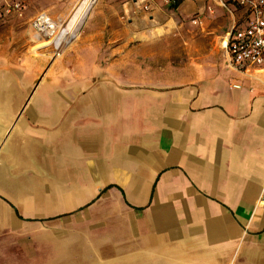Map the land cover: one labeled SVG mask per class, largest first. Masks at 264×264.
<instances>
[{
  "label": "crops",
  "instance_id": "obj_1",
  "mask_svg": "<svg viewBox=\"0 0 264 264\" xmlns=\"http://www.w3.org/2000/svg\"><path fill=\"white\" fill-rule=\"evenodd\" d=\"M176 2L97 0L43 103L0 104V264H264V67L227 66L217 0L176 8L223 16L222 62L174 65Z\"/></svg>",
  "mask_w": 264,
  "mask_h": 264
},
{
  "label": "rangeland",
  "instance_id": "obj_2",
  "mask_svg": "<svg viewBox=\"0 0 264 264\" xmlns=\"http://www.w3.org/2000/svg\"><path fill=\"white\" fill-rule=\"evenodd\" d=\"M80 0H75L67 13L62 15L58 22L64 27L75 5ZM94 1L89 11L84 15L73 36L62 40L58 49L50 41V35L39 34L31 27V18L38 13H45L54 20V14L62 9L60 1L30 0L29 6L22 17H11L0 21V104L3 106H18L25 104L43 103L46 99L47 88L50 81L55 52L62 51L63 46L75 40L86 22ZM181 0L170 5L166 10L174 20V25L159 29L154 40L160 42L158 51L165 52L169 59L180 68L191 66L193 63L216 64L222 62L220 36L224 29H219L223 16H219L215 7L211 8L202 24H193L191 17L177 12ZM50 10H47V8ZM45 11V12H43ZM69 15V16H68ZM43 43V44H42ZM162 43V44H161ZM52 66V67H51ZM210 66V65H208ZM211 67H214L212 65ZM10 110V109H9ZM16 110V109H12ZM20 115V112L0 113L2 126L8 125Z\"/></svg>",
  "mask_w": 264,
  "mask_h": 264
},
{
  "label": "built area",
  "instance_id": "obj_3",
  "mask_svg": "<svg viewBox=\"0 0 264 264\" xmlns=\"http://www.w3.org/2000/svg\"><path fill=\"white\" fill-rule=\"evenodd\" d=\"M216 3L231 16L230 29L222 44L227 66L240 73L263 68L264 0H217ZM22 16L23 0H0V21ZM191 22L196 24L197 20ZM52 23L55 22L46 13H38L32 18L31 27L39 34L49 35Z\"/></svg>",
  "mask_w": 264,
  "mask_h": 264
},
{
  "label": "bare ground",
  "instance_id": "obj_4",
  "mask_svg": "<svg viewBox=\"0 0 264 264\" xmlns=\"http://www.w3.org/2000/svg\"><path fill=\"white\" fill-rule=\"evenodd\" d=\"M94 1L95 0H80L77 5H75L70 16L68 15L69 20L64 27L59 23L50 24L49 35L51 40L48 42L46 41L44 44L48 45L54 43L55 48L58 49L62 40L75 34L78 25L82 22L84 15L89 11ZM58 55L59 52H55L51 57L56 58Z\"/></svg>",
  "mask_w": 264,
  "mask_h": 264
}]
</instances>
